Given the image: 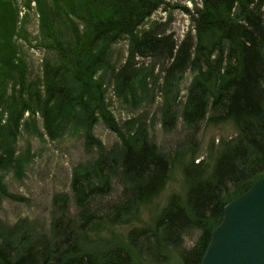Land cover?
<instances>
[{"label": "trees", "instance_id": "16d2710c", "mask_svg": "<svg viewBox=\"0 0 264 264\" xmlns=\"http://www.w3.org/2000/svg\"><path fill=\"white\" fill-rule=\"evenodd\" d=\"M199 1L191 11L181 9L191 29L177 41L169 33V17L143 28L160 7L173 8L166 0H36L43 19L40 35L47 41L41 81L30 79L16 43V1L0 0V108L8 116L0 126V172L18 164L12 155L24 112H30L29 119L38 112L46 131L55 132L54 122L65 109L87 106L84 118L73 113L68 120L91 128L99 117L120 137L107 148L88 132L85 147L94 148L96 158L72 172L75 221L67 217L68 200L61 198L54 201L58 218L48 234L0 226V264H200L224 207L264 177V0ZM62 20L69 24L64 37L55 25ZM119 39L128 42V58L116 69L110 46ZM137 57L152 64L137 67ZM156 65L164 73L166 130L174 125L176 87L186 73L193 74L181 115L189 133L172 156L150 139L139 120L130 126L132 135L120 133L106 112L104 83L94 80L103 70L102 79L114 83L117 96L137 94L135 81L151 77ZM56 98L60 101L51 110ZM203 123H230L236 130L234 138L220 141L212 165L194 160L195 136ZM24 151L30 153L27 143ZM187 155L192 160L181 169L184 199L172 195L150 225L138 227L140 209L163 192L174 163ZM1 182L0 199L6 195ZM114 184L120 187L118 201L102 205L100 199L112 193ZM121 226L130 228L124 242L110 231ZM104 233L111 239L102 238ZM188 237H195L191 247L184 244Z\"/></svg>", "mask_w": 264, "mask_h": 264}, {"label": "rangeland", "instance_id": "374dc122", "mask_svg": "<svg viewBox=\"0 0 264 264\" xmlns=\"http://www.w3.org/2000/svg\"><path fill=\"white\" fill-rule=\"evenodd\" d=\"M166 2H169L173 8L170 7L165 10V7H160L152 13L143 28L147 27L150 22H165L167 17H169L171 19L169 33L173 34L175 40L180 41L191 29L189 16L181 9L186 7L191 11L195 4L200 5V1L166 0ZM41 18L42 14H39V20ZM42 20L40 21L41 24L38 22L41 30ZM146 23L149 24L146 25ZM55 25L56 28L61 30L62 37H64V30L69 26L68 22L62 20L59 23L55 22ZM27 27L28 33L24 29L19 30L18 34L19 37H22V40H18V45L21 48V53L24 54L22 56L23 60L25 61L26 59L25 66L27 72L30 73L29 77L31 79L35 77L40 78V59L42 56H45V59L47 57L46 52H44L47 41L42 42L38 29L34 31L32 19L29 21ZM41 45H44V49L41 48L42 50L39 49V47H42ZM127 48L128 42L126 40L119 39L111 44L110 61L116 64V69L125 65L128 58ZM51 59L52 62L55 61V54ZM135 62L137 67H147L152 64L151 59L139 57L135 59ZM103 74V70H99L95 73L94 80L104 83L102 86L105 89L103 91L105 93L104 104L106 112L112 115L116 125L119 127V132L123 135H132L135 129H130V126L135 125V121L139 120L145 125L150 139L162 151L168 155H174L179 146L183 145L189 133L182 123L181 115L186 101L187 89L191 83L193 74L186 73L176 87L177 95L173 109L175 119L174 125L170 130L163 128L161 119V108L164 106L165 97L163 94L164 73H162L160 65L154 67L152 76L145 81H135L140 87V92L138 91L137 94L133 90V94L130 92L128 95L117 96L118 93L115 92L114 83L107 82L108 80L105 77L102 79L103 77L101 76ZM5 78L7 76L1 78L2 83L7 82ZM10 85L8 83L7 94L9 95H11L12 90L9 89ZM135 89H137V86H135ZM17 90L18 87H15L14 91ZM43 90L44 88L41 87V92ZM58 101L60 100L56 98L55 101L49 104L51 110L56 108L55 105H57L56 102ZM6 102L8 101L4 103L6 104ZM73 107L65 109L62 118L61 114L57 117L54 125L59 130L55 132L46 131V127L43 126V120L38 112L31 119H29L30 112L27 113L29 116L23 115L20 122L17 144L14 147L16 151L12 155V157L15 156L12 158V161L16 160L15 163L18 164H13L10 169L5 168L6 170L0 172L1 183L5 188L6 194L5 196H1L2 198L0 199V226H8L9 228L20 227L21 231L25 232L29 230V232H32L30 234L38 231L48 234L50 226H53V222L58 218V211L54 207V201L63 200L61 198L68 200L69 213H67V217L75 221L76 209L70 188L72 172L77 166L91 162L92 159L96 158L95 149L87 150L85 147L88 132H91L92 136L99 140L103 147L107 148L116 142H120V137L116 131L109 130L99 117L93 118L95 122L90 126L91 128H88L86 124H79V121L68 120V116L73 113L76 116L85 117L84 113L87 106H84L85 108H80L79 105ZM7 117L4 107L0 108V126L7 124ZM32 121L34 122L35 130L32 124H30ZM235 136L236 130L230 123L219 126L201 124L195 136V142H197L196 153L194 155L195 163L205 160L209 165H212L220 141L229 140ZM26 143L30 146V153L28 155L24 151ZM189 155L181 157L180 160L174 163L171 179L163 192L152 204L140 209L142 222L137 224L138 227L150 225L153 217L165 206L167 199L172 195L184 199L186 187L181 169L184 164L192 160ZM119 196L120 187L114 184L112 193L108 197L100 199V201H102V205L107 202H116ZM3 229L6 230V228ZM129 229V227L121 226L110 229V231L114 233L115 239L124 242ZM4 235L9 234L5 232ZM102 238L111 239L109 233L102 234ZM194 240L195 237L186 238L184 242L185 247H191Z\"/></svg>", "mask_w": 264, "mask_h": 264}, {"label": "water", "instance_id": "95a60500", "mask_svg": "<svg viewBox=\"0 0 264 264\" xmlns=\"http://www.w3.org/2000/svg\"><path fill=\"white\" fill-rule=\"evenodd\" d=\"M200 264H264V177L224 207Z\"/></svg>", "mask_w": 264, "mask_h": 264}]
</instances>
